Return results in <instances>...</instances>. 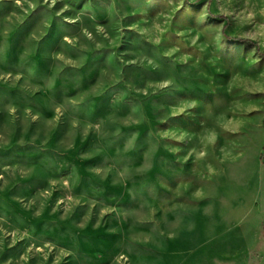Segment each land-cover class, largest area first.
I'll return each mask as SVG.
<instances>
[{
	"label": "rangeland",
	"instance_id": "374dc122",
	"mask_svg": "<svg viewBox=\"0 0 264 264\" xmlns=\"http://www.w3.org/2000/svg\"><path fill=\"white\" fill-rule=\"evenodd\" d=\"M0 264H264V0H0Z\"/></svg>",
	"mask_w": 264,
	"mask_h": 264
},
{
	"label": "trees",
	"instance_id": "16d2710c",
	"mask_svg": "<svg viewBox=\"0 0 264 264\" xmlns=\"http://www.w3.org/2000/svg\"><path fill=\"white\" fill-rule=\"evenodd\" d=\"M243 41H245V40H243Z\"/></svg>",
	"mask_w": 264,
	"mask_h": 264
}]
</instances>
